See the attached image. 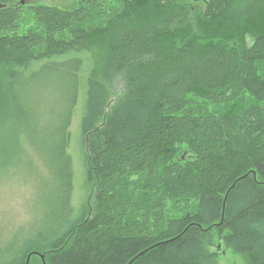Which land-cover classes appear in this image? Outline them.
<instances>
[{
	"label": "trees",
	"instance_id": "trees-1",
	"mask_svg": "<svg viewBox=\"0 0 264 264\" xmlns=\"http://www.w3.org/2000/svg\"><path fill=\"white\" fill-rule=\"evenodd\" d=\"M79 1L61 11L0 0V156L26 142L58 186L44 222L24 245L0 248V264H217L216 241L264 264V0H210L204 11L187 0H121L91 26L109 0ZM24 17L36 27L21 35ZM117 86L123 98L105 117ZM250 86L255 103L238 113L201 118L190 106L191 97L218 104ZM45 89L61 106L51 103L44 118L33 98ZM64 92L72 106L84 100L83 181L93 201L78 213ZM127 177L173 181L172 202L192 207L126 227L113 185Z\"/></svg>",
	"mask_w": 264,
	"mask_h": 264
},
{
	"label": "rangeland",
	"instance_id": "rangeland-1",
	"mask_svg": "<svg viewBox=\"0 0 264 264\" xmlns=\"http://www.w3.org/2000/svg\"><path fill=\"white\" fill-rule=\"evenodd\" d=\"M23 1H25L26 6L43 5L55 7L61 11H73L81 6L79 0ZM187 1L204 11L210 0ZM122 7L123 3L121 0H109L106 9L103 11L98 10L92 14L88 19L87 25L102 24L114 13L120 11ZM35 27L36 23L32 18L24 17L18 26L17 33L22 35L27 30ZM252 69L255 71V62L252 65ZM71 73L78 75L79 78H83L84 76L83 71L73 70ZM53 77L54 75H51L49 80L53 79ZM253 78L255 79V75H253ZM47 80H43V86H46L45 84L52 86L51 84L54 83V79L49 81V83ZM80 81V86H85V79ZM253 88L254 86H250L247 90H237L218 104L200 101L191 97L190 106L194 110L195 115L201 118L218 116L221 111L238 113L255 103V90ZM37 93L39 94L40 92ZM57 93L54 90L45 89L42 95L39 94L33 98V100H39L42 103L39 112L43 113L44 118L51 108V103L54 101L52 106L57 107L58 111L60 110L61 105L57 101ZM123 94V86H117L113 89L104 109L105 117H108L113 108L122 100ZM66 97L68 95L64 92V99ZM73 99V97L69 100L66 99L67 104L65 105L67 110L71 109L72 111L69 126V130L71 131V149L69 150L71 153L70 160L72 158L73 162L71 166V179L73 182L71 196L74 198L73 206L75 208H70L72 210L75 209L76 213H78L84 203L88 205L93 201V198L91 199L92 193L89 186L86 183L84 184L83 181L85 178V161L81 146L80 122L84 113V100L82 102L80 97L76 98V102L72 106ZM30 107L31 110L36 108L32 103H30ZM182 153V160L185 161L188 158V152L187 150H183ZM45 169L40 159L39 151L33 149L31 146L29 147L26 142H20L19 146L16 144L10 153L0 156V248L11 241H15L18 247L24 245L26 237L34 232V227L36 225L39 227L44 222L49 213L51 194L58 187L56 183L48 179L49 174ZM175 187L176 185L173 181H169V184H161L159 180L141 177H127L115 183L113 190L119 194V212H124V216H122L124 225L127 227L131 221L143 220V217L149 214H164V218L167 216V219L184 214L187 209L192 207V204L184 203L179 205L173 203L171 198L176 190ZM156 206H158V211H155ZM71 209V217H74ZM162 224L163 220H161L159 226ZM157 227L158 225L153 227L154 231H156ZM217 245L219 244L216 241ZM37 260L40 259L37 258ZM217 264H247V261L243 256L234 254L232 250L227 249L226 256L222 257L220 255L217 259Z\"/></svg>",
	"mask_w": 264,
	"mask_h": 264
},
{
	"label": "bare ground",
	"instance_id": "bare-ground-1",
	"mask_svg": "<svg viewBox=\"0 0 264 264\" xmlns=\"http://www.w3.org/2000/svg\"><path fill=\"white\" fill-rule=\"evenodd\" d=\"M21 2H22L23 5L25 4V1L21 0ZM233 187H234V186H233ZM228 194H229V192L226 194V199H227ZM225 201H226V200H225ZM217 252H218V253H221V254L223 255V257H225V256H226V252H227V250H224L222 244H219L218 247H217ZM144 253H145V252H144ZM42 260H43V262H44V258H43V257H42ZM134 260H135V259H134ZM134 260H133V261H134ZM28 261H29V258H28ZM133 261H132V262H133ZM44 263H45V262H44ZM27 264H29V263H27ZM130 264H132V263H130Z\"/></svg>",
	"mask_w": 264,
	"mask_h": 264
},
{
	"label": "water",
	"instance_id": "water-1",
	"mask_svg": "<svg viewBox=\"0 0 264 264\" xmlns=\"http://www.w3.org/2000/svg\"><path fill=\"white\" fill-rule=\"evenodd\" d=\"M148 250L144 251L145 253L147 252ZM132 263V262H131Z\"/></svg>",
	"mask_w": 264,
	"mask_h": 264
}]
</instances>
